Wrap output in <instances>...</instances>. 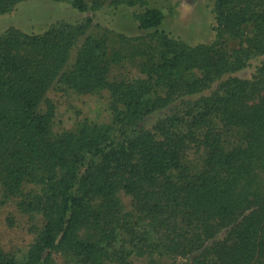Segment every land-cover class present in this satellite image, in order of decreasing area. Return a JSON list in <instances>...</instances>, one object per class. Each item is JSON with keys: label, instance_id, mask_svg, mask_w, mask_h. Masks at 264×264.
Returning a JSON list of instances; mask_svg holds the SVG:
<instances>
[{"label": "trees", "instance_id": "trees-1", "mask_svg": "<svg viewBox=\"0 0 264 264\" xmlns=\"http://www.w3.org/2000/svg\"><path fill=\"white\" fill-rule=\"evenodd\" d=\"M23 1L0 0V14ZM72 6L90 8L84 0ZM214 14L238 38L231 53L221 42L183 48L164 34L167 50L133 79H109L120 59L106 36L86 35L70 64L91 17L0 33V188L42 218L27 255L0 246V264H50L65 245L75 264H130L132 253L264 264V62L249 78L233 75L264 53V0H215ZM163 18L156 7L136 15L144 30ZM59 84L77 93L108 90L111 121L54 133L47 92ZM190 149L202 150L200 164L190 162ZM27 184L39 191H25Z\"/></svg>", "mask_w": 264, "mask_h": 264}, {"label": "rangeland", "instance_id": "rangeland-1", "mask_svg": "<svg viewBox=\"0 0 264 264\" xmlns=\"http://www.w3.org/2000/svg\"><path fill=\"white\" fill-rule=\"evenodd\" d=\"M89 10L78 11L72 6L73 0H26L9 13L0 14V33L8 27L24 32H41L48 24L57 20L74 22L91 17L93 22L84 34L78 36L70 49V64L86 35L106 36L108 52L119 51V61L109 68L110 80L120 78H142V65L146 61L158 60L160 53L167 50L163 36L174 40L183 48L208 45L221 42L228 52L238 44V38L224 32L215 21V0H143L134 4L126 2L113 6L105 0L97 4L93 0H84ZM146 7L160 9L164 18L156 29H140L136 15ZM244 37L250 33L245 27L240 32ZM264 62V53L252 55L244 66L233 75L249 78ZM214 87V86H213ZM54 105L52 131L61 133L74 130L78 124L88 120L95 124H107L112 119L111 97L106 89L91 93H77L67 85L59 84L47 92ZM43 108V107H42ZM158 113L147 117L145 124L150 126ZM189 160L198 165L202 160V150L190 149ZM25 191L35 193L39 186L27 184ZM119 196L125 210H130V197L123 191ZM17 198L6 199L0 188V246L17 258H24L33 241L35 228H40L42 218L37 212L23 211L17 205ZM14 219L8 224L7 217ZM50 264H75L74 257L67 245L52 252ZM113 264V263H108ZM130 264H187V260L178 257L158 256L154 253H132Z\"/></svg>", "mask_w": 264, "mask_h": 264}]
</instances>
